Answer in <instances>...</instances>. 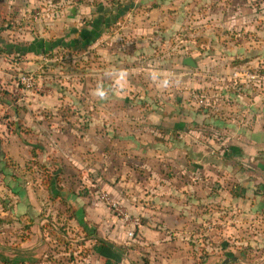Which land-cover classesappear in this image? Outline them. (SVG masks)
Listing matches in <instances>:
<instances>
[{"label":"crops","instance_id":"0c3cea01","mask_svg":"<svg viewBox=\"0 0 264 264\" xmlns=\"http://www.w3.org/2000/svg\"><path fill=\"white\" fill-rule=\"evenodd\" d=\"M68 1L3 0L12 20L35 8V36L45 42L76 39L91 21L114 20L84 49V69L62 76L64 89L54 80L31 96L34 122L24 110L20 124L0 127V195L13 198L11 218L32 224L23 238L0 234V264H36L42 244L51 245L36 215L43 205L31 202L34 182L25 176L34 168L35 193L51 197L41 172L56 175L87 264H141V256L147 264H245L258 251L248 248L256 237L241 235L244 224L264 227V78L235 87L228 78L240 67L264 72V0H97L100 7L85 0L67 8ZM81 16L92 18L83 24ZM203 22L215 51L197 62ZM28 55L26 64L16 57L15 72L36 68L30 61L40 54ZM185 57L194 68L183 65ZM191 89L206 106L191 101ZM19 125L31 130V143ZM104 191L139 216L133 239L98 200Z\"/></svg>","mask_w":264,"mask_h":264},{"label":"rangeland","instance_id":"374dc122","mask_svg":"<svg viewBox=\"0 0 264 264\" xmlns=\"http://www.w3.org/2000/svg\"><path fill=\"white\" fill-rule=\"evenodd\" d=\"M67 2V1H66ZM65 2V3H66ZM107 5L112 4L113 2L105 1ZM87 3L85 0H70L68 3L65 4V6L77 8L80 7L82 4ZM24 3H22L23 5ZM26 4V3H25ZM93 7H97L98 5H101V3H98L97 0H93L92 3ZM112 7V6H110ZM11 12V9L6 6L4 2H2L0 6V40L2 41V44H0V127L3 125L11 124V123H21L23 120L20 118L21 112L25 110L24 115H28V117L34 122L35 121V115L28 110V106L32 104L31 96L38 92H47L48 87L51 85V82L55 80L56 86L59 89H64V86H61V82L64 80L62 79V76L65 73H68V75H73V73L78 74L81 68V64L85 61L86 56H84V49L81 50H65V49H59L56 48L55 50H52L50 52H45L40 54V56L37 57L35 60H31L30 62H33L32 65H34L36 68L34 70H28L26 68H19L18 72H15V70L11 67V65L16 61V57L20 58L23 56V58H20L19 60L23 63H28L27 60L29 57L32 58V55L26 56L24 55H17V54H5L6 50H2L5 48V45L12 44L17 47L25 48L27 49L30 44H33L34 41H38L41 38H38L35 36V26L33 23L35 22V8H31L29 11H26L24 16H20L19 20L17 18H14L13 20L10 19V17H6L7 14ZM68 14V13H67ZM81 15V13H77ZM95 14V13H93ZM91 18H86L85 16H81L80 21H83V24L88 23L91 21ZM40 26L42 28L46 26L43 21H40ZM205 22L200 24V27L203 29H200V34L198 36V41H200V48H199V55L195 56V60L198 62L199 58L211 56L212 52L214 51L209 47V39L210 35L207 33L206 26H203ZM205 27V28H204ZM9 31V33H8ZM19 31L24 33L21 34ZM11 32V33H10ZM16 32V33H15ZM17 32L19 35H17ZM41 35V34H39ZM36 37V38H35ZM32 38V39H31ZM45 41H47L46 38H44ZM52 40V39H51ZM54 40V39H53ZM172 42V41H171ZM175 44V42L172 44V46ZM63 51H66V57H64L65 54H63ZM69 54H68V52ZM221 51H218L220 54ZM74 54V58L72 59L73 62H70L71 60H68L70 58V55ZM159 54V53H158ZM12 55V56H11ZM163 54L161 53L160 56ZM177 58V67H181L179 63V56ZM16 63H19V61H16ZM24 65V64H23ZM26 67V65H24ZM39 67V68H38ZM159 67V65H158ZM148 69H155L157 67H153V65L147 66ZM14 72H12L13 70ZM70 69L72 71H70ZM208 66L202 65L201 68H199L198 72L201 74V77H205L206 74H208ZM12 73H18V76H11ZM56 73V74H55ZM10 74V76H9ZM22 76H28L31 75L33 77V86L30 89H23V86L20 84V81L18 80V77ZM56 75V76H55ZM221 75L222 72H221ZM172 77V75H171ZM175 74H173V83L176 82ZM57 79V80H56ZM60 80V82L58 81ZM62 80V81H61ZM147 82H144L142 84H146ZM149 83V82H148ZM151 83V82H150ZM158 83V82H157ZM69 89V87H66V91ZM74 89V88H73ZM171 91L174 93L173 97L176 96V90L174 88ZM69 91V90H68ZM133 99H138L137 97H134ZM7 107H9L8 111L5 110ZM10 110V111H9ZM15 112L16 115H15ZM32 111V110H30ZM18 116V117H17ZM27 120V118H26ZM26 120L23 122L26 124ZM19 127H22L23 129L21 132L23 133L25 137V141H29L31 143V140L33 139V136L31 135V130L28 127H25L24 125H19ZM35 140V139H34ZM29 152H34L35 149L32 147V145H29ZM28 165H25V169L27 170L29 167V170L34 166L35 167V160L30 161L27 163ZM9 166H13L11 163H8ZM25 170V171H26ZM42 170V169H40ZM35 171V168H34ZM30 170L29 173H26L25 176H28L29 178L33 179L34 187L31 188V202L35 205V199L38 202L42 203V207H39L38 210H36L37 218H44L45 222H43V228L45 230L44 234L45 236L51 238V245L49 246V242L45 241L43 246L46 245V253L43 258H41L38 263L36 264H87L86 261H83L82 258L86 256V252L83 246L82 242H80L81 233L80 229L73 224V226L69 225L67 220L69 219V216L71 215V211L68 208L66 202L63 200V194L61 193L60 199L53 200L49 195H47L44 192L38 191V193H35V172ZM27 172V171H26ZM41 174H45L48 176L47 173L44 171L41 172ZM41 175V176H42ZM26 177V178H28ZM57 178V177H56ZM43 184V181H46L45 178H40ZM59 181L57 182V187L61 189V187L58 185ZM26 191V190H25ZM83 189H79V192H82ZM5 192L4 190L2 191ZM105 195H107L110 199L111 196L104 192H101ZM100 193H98L97 198L99 199ZM11 199H13L10 196L6 195H0V234L3 233V237H6V235H10L11 237L15 236L17 238H23L26 236V233H30L29 227L32 225L29 221L26 223L25 221L21 220H15L10 217L11 211H9V208L13 206ZM114 200V199H113ZM116 201V200H115ZM102 205L111 213V211L108 209L106 205L101 201ZM5 213V215L3 214ZM34 218H35V206H34ZM112 214V213H111ZM113 215V214H112ZM35 220V219H34ZM14 223V224H13ZM8 224V225H7ZM245 228L241 230V235L243 237H256V239L253 241V243H256L255 245H250L251 250L258 251L255 254H252L251 257H245L244 261L245 264H264V227L261 226V224L255 222L245 223ZM35 229V224L33 225ZM28 227V228H26ZM42 227V226H41ZM5 229V230H4ZM34 236L28 237L30 240L33 239V245H35V233H33ZM28 235V234H27ZM43 248V247H42ZM237 253V252H236ZM238 254V253H237ZM142 259L144 258L141 256ZM141 259V261H142ZM201 261L205 259V257H201ZM143 262H141L142 264ZM26 264V263H24ZM29 264V263H27ZM35 264V263H33Z\"/></svg>","mask_w":264,"mask_h":264},{"label":"trees","instance_id":"16d2710c","mask_svg":"<svg viewBox=\"0 0 264 264\" xmlns=\"http://www.w3.org/2000/svg\"><path fill=\"white\" fill-rule=\"evenodd\" d=\"M3 0H0V6L2 4ZM100 7V5H99ZM121 8V6H118L116 8V10L118 11ZM103 9V8H102ZM105 12L107 13L108 11L105 10ZM112 12V10H111ZM119 12L115 13V15L117 16ZM112 14V13H111ZM114 14V13H113ZM112 20H114L112 18V16L106 17L104 19V22H97L96 20L91 21L90 23H88V26L90 27L89 30H84L83 32L80 33L79 38L76 39H71V40H64V39H57L55 41L52 42H45L41 39H39L38 41H34L33 44H30L29 47L27 49L25 48H21V47H17L15 45L12 44H7L5 45V48L2 50H6L5 54L9 55V54H17V55H24L26 53H34V54H41L45 53V52H50L52 50H54L55 48H60V49H65V50H81L86 48L88 45H90L91 43H93L97 37L101 34L102 31V27L103 25H107L112 23ZM0 44H2V41L0 40ZM1 52V49H0ZM2 155V152L0 151V156ZM31 157L34 158L35 157V153L31 152ZM45 184L48 186V190L50 191V194L53 198H59L60 193L59 188L57 187V178L56 175H46V181ZM54 185V186H53ZM50 196V195H49ZM102 243L103 246L108 247L109 249H112L114 251H117L118 253H122V251L120 249H118L116 246H113L112 244H109L107 242L104 241H99ZM142 264H147V260L146 258L142 259Z\"/></svg>","mask_w":264,"mask_h":264},{"label":"built area","instance_id":"2783aa9c","mask_svg":"<svg viewBox=\"0 0 264 264\" xmlns=\"http://www.w3.org/2000/svg\"><path fill=\"white\" fill-rule=\"evenodd\" d=\"M36 16H39L40 13L37 11L34 13ZM66 51H63L64 57H66ZM264 78V72L259 76L258 73L252 72L246 67H240L238 69H235L229 79V82L232 83V85L235 87L238 84L248 83L251 82L254 79H257L258 77ZM18 80L20 81V84L23 86V89H30L33 86V77L31 75L28 76H22L20 75L18 77ZM189 96L191 101L199 106H206V99L199 93L196 89H191L189 91ZM100 201L104 203L108 207V209L111 211L113 216H115L117 219L121 221V223L125 226L127 237L130 239H133L135 237V234L137 230L139 229L141 223L140 218L137 215H134L127 211L120 203L117 201L110 199L107 195L100 193L99 196Z\"/></svg>","mask_w":264,"mask_h":264},{"label":"water","instance_id":"95a60500","mask_svg":"<svg viewBox=\"0 0 264 264\" xmlns=\"http://www.w3.org/2000/svg\"><path fill=\"white\" fill-rule=\"evenodd\" d=\"M182 63H183L184 66H187L189 68H194L195 67V63L190 57H185L183 59Z\"/></svg>","mask_w":264,"mask_h":264}]
</instances>
